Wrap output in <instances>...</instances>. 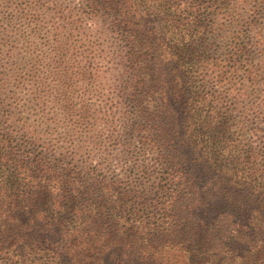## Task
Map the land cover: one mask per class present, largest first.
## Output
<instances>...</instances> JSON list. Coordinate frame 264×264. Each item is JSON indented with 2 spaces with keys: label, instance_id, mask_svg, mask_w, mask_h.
Instances as JSON below:
<instances>
[{
  "label": "trees",
  "instance_id": "16d2710c",
  "mask_svg": "<svg viewBox=\"0 0 264 264\" xmlns=\"http://www.w3.org/2000/svg\"><path fill=\"white\" fill-rule=\"evenodd\" d=\"M1 5L0 264H264V0ZM46 15L53 74L106 86L62 143L17 98L46 64L8 70L12 16Z\"/></svg>",
  "mask_w": 264,
  "mask_h": 264
},
{
  "label": "rangeland",
  "instance_id": "374dc122",
  "mask_svg": "<svg viewBox=\"0 0 264 264\" xmlns=\"http://www.w3.org/2000/svg\"><path fill=\"white\" fill-rule=\"evenodd\" d=\"M54 4H48V7L54 8ZM25 7L26 11H31L30 6ZM2 10V14L0 15V22L3 23L5 18L9 17V13L12 11L11 8H6L3 5L0 6ZM32 12V11H31ZM11 20L13 24L10 28V35L14 39V56H10L8 60V70L10 75L19 74L21 69V60L24 58L26 54L34 53V56H39L41 58L40 66L46 64L45 68L35 70V67H32L33 72H36L38 75V83L36 85V90H32V86L30 84L20 83L19 92L17 93L18 99H27V96H31L35 94L37 100L34 101L33 107L36 108V114L38 116L39 122L43 124L45 127L48 128V132H41L44 136L50 138V134L53 133L49 127H51L55 134L54 138L62 143V138L69 137L72 132L73 127L78 126V121L80 115L82 117H86L85 107L89 104H92L91 110H99L103 105L102 95L105 94V88L100 81V78L95 81H87L85 80V84L81 83L73 71L68 70L67 76L63 75H54V65L57 56L60 53L58 48L55 49L57 45H61L63 39L60 35H55L54 30L49 26L47 20H50V16L46 15L43 16L41 21L36 23L37 28L33 26L27 25V21H17L12 16ZM31 23L32 20H31ZM45 24L44 29L38 28L40 24ZM25 26H28L27 28ZM51 35V38L48 39L46 37L47 33ZM76 53L80 57V71L83 73L85 69L84 61L82 60L85 57V53L82 52L81 49H76ZM46 54V55H45ZM45 55V58L42 56ZM61 64L67 65L66 62H62ZM31 71V65H30ZM99 77L98 75H94ZM16 77V76H15ZM106 77V76H105ZM106 81H103L105 83ZM18 87V88H19ZM64 112H71L73 113L72 116L64 115ZM49 126V127H48ZM42 127V126H40ZM84 130H86L84 125ZM80 131L78 134L82 137L81 139H75L76 134L73 135V140L79 146L86 147V143L91 139L85 137V131ZM101 126L99 122H96L94 130L91 132L93 136L100 135L101 133ZM98 141V138H95ZM83 142V143H79ZM117 156L112 157L113 167H115V160ZM123 164L114 168V174L120 176L121 174V167ZM121 166V167H120ZM112 167V168H113Z\"/></svg>",
  "mask_w": 264,
  "mask_h": 264
}]
</instances>
